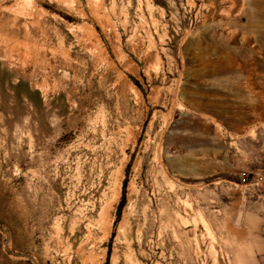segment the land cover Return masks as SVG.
Masks as SVG:
<instances>
[{
  "label": "rangeland",
  "instance_id": "374dc122",
  "mask_svg": "<svg viewBox=\"0 0 264 264\" xmlns=\"http://www.w3.org/2000/svg\"><path fill=\"white\" fill-rule=\"evenodd\" d=\"M0 264H264V0H0Z\"/></svg>",
  "mask_w": 264,
  "mask_h": 264
},
{
  "label": "bare ground",
  "instance_id": "6f19581e",
  "mask_svg": "<svg viewBox=\"0 0 264 264\" xmlns=\"http://www.w3.org/2000/svg\"><path fill=\"white\" fill-rule=\"evenodd\" d=\"M64 1L68 2L69 0ZM246 16L248 19L251 18V14L249 13H246ZM98 151L99 152H93V156L90 161L86 164V169L83 170L82 174H79L75 177V181L74 184H72L70 194L74 202L79 206V208H86L92 202L99 198L98 202L100 210L104 211L106 209V204L102 203L103 189L108 171V155L102 150ZM80 212L83 214L81 209ZM77 246H79V250L83 249L82 242H80L79 245L77 244Z\"/></svg>",
  "mask_w": 264,
  "mask_h": 264
},
{
  "label": "built area",
  "instance_id": "2783aa9c",
  "mask_svg": "<svg viewBox=\"0 0 264 264\" xmlns=\"http://www.w3.org/2000/svg\"><path fill=\"white\" fill-rule=\"evenodd\" d=\"M242 178L245 179V175Z\"/></svg>",
  "mask_w": 264,
  "mask_h": 264
}]
</instances>
